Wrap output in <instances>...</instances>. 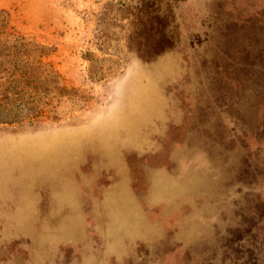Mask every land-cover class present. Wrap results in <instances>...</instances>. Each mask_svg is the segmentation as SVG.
Wrapping results in <instances>:
<instances>
[{
	"label": "rangeland",
	"instance_id": "1",
	"mask_svg": "<svg viewBox=\"0 0 264 264\" xmlns=\"http://www.w3.org/2000/svg\"><path fill=\"white\" fill-rule=\"evenodd\" d=\"M0 264H264V0H0Z\"/></svg>",
	"mask_w": 264,
	"mask_h": 264
}]
</instances>
